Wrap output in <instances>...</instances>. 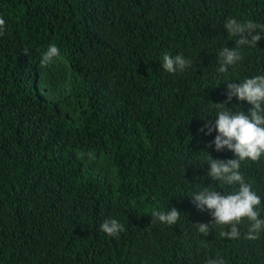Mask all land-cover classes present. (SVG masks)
Segmentation results:
<instances>
[{
    "label": "trees",
    "instance_id": "1",
    "mask_svg": "<svg viewBox=\"0 0 264 264\" xmlns=\"http://www.w3.org/2000/svg\"><path fill=\"white\" fill-rule=\"evenodd\" d=\"M0 17V264H264V231L246 239L244 220L239 239L220 237L230 226L190 197L238 187L208 175L210 155L237 157L201 129L228 82L264 74V33L218 71L220 49L240 39L225 21L264 26V0H0ZM52 44L60 55L41 67ZM165 54L191 64L168 73ZM241 172L264 208V157ZM172 207L177 224L153 222ZM110 219L117 236L100 228Z\"/></svg>",
    "mask_w": 264,
    "mask_h": 264
},
{
    "label": "clouds",
    "instance_id": "2",
    "mask_svg": "<svg viewBox=\"0 0 264 264\" xmlns=\"http://www.w3.org/2000/svg\"><path fill=\"white\" fill-rule=\"evenodd\" d=\"M224 27L228 35L232 38L240 37L236 41L235 48L227 46L220 49L218 53L220 73H226L229 66L236 65L243 59L240 53L241 46L251 45L256 47L262 39L261 33H264V26L257 25L252 21L242 23L235 18H229L225 21ZM6 21L0 17V35L4 34ZM260 31H257V29ZM251 36L249 40L247 37ZM25 55H29V50L25 49ZM60 55L57 45H49L47 51L41 58V67L47 66L54 58ZM163 69L168 73L175 74L177 71L183 72L191 61L187 60L182 54L175 57L165 54L162 57ZM227 100L220 104H215L217 108L215 123L206 120L202 132L207 129V135L217 132L212 144L216 151H222L227 148L233 151L237 158L230 160H217L210 154L206 161L210 165L208 175L215 181L223 182L228 186L238 185L235 191L221 194L217 190L203 187L200 191L190 195L192 203L200 211H209L213 217L216 226H230V230L220 231L219 236L231 240L240 238L241 232L237 227L247 220L248 231L246 239L255 241L260 238L264 231V218H261L262 199L253 185L245 180L241 172V162L251 160L259 162L264 157V74L245 78L239 83L228 82ZM233 98L239 101H247L253 107L250 109V115L243 111L233 113L228 107ZM209 145V147L212 146ZM86 155L89 162L95 160V154L88 152ZM181 213L175 207L167 211H156L152 214L154 221H159L167 225H175L180 219ZM210 223L197 225L199 233L208 236L211 232ZM100 228L110 236H117L124 230V225L116 219L105 220ZM207 264H226V261L220 257L209 259Z\"/></svg>",
    "mask_w": 264,
    "mask_h": 264
}]
</instances>
